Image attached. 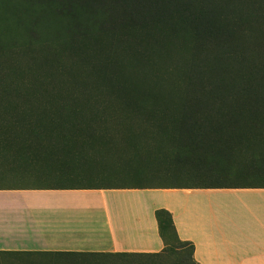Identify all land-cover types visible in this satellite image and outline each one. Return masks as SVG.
<instances>
[{
    "label": "trees",
    "instance_id": "obj_1",
    "mask_svg": "<svg viewBox=\"0 0 264 264\" xmlns=\"http://www.w3.org/2000/svg\"><path fill=\"white\" fill-rule=\"evenodd\" d=\"M264 189V0H0V179ZM159 258L193 246L154 213Z\"/></svg>",
    "mask_w": 264,
    "mask_h": 264
},
{
    "label": "crops",
    "instance_id": "obj_2",
    "mask_svg": "<svg viewBox=\"0 0 264 264\" xmlns=\"http://www.w3.org/2000/svg\"><path fill=\"white\" fill-rule=\"evenodd\" d=\"M168 212L195 264H264V189H0V264L59 254H158Z\"/></svg>",
    "mask_w": 264,
    "mask_h": 264
},
{
    "label": "rangeland",
    "instance_id": "obj_3",
    "mask_svg": "<svg viewBox=\"0 0 264 264\" xmlns=\"http://www.w3.org/2000/svg\"><path fill=\"white\" fill-rule=\"evenodd\" d=\"M10 180L0 179V186H32V182H18L9 178ZM76 259H68V262L72 264H78ZM88 264H193L192 259L189 256L188 249L182 251H176L174 254L164 253L159 258H134L125 259L119 257L113 258H100V259H87ZM39 264H55L52 260H47L46 262H40Z\"/></svg>",
    "mask_w": 264,
    "mask_h": 264
}]
</instances>
